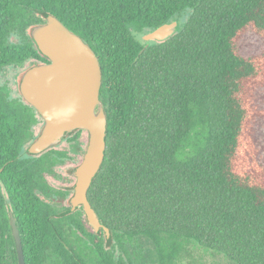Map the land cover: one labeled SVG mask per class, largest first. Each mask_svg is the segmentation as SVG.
Returning a JSON list of instances; mask_svg holds the SVG:
<instances>
[{
    "label": "trees",
    "instance_id": "1",
    "mask_svg": "<svg viewBox=\"0 0 264 264\" xmlns=\"http://www.w3.org/2000/svg\"><path fill=\"white\" fill-rule=\"evenodd\" d=\"M50 16L101 65L106 152L88 199L112 240L83 210L44 220L42 201L23 190V206H40L38 221L19 224L25 263L145 264L131 254L142 256L145 238L156 264H180L191 242L235 264H264V51L239 49L248 33L264 40V0H0V77L30 58L48 60L31 31ZM174 20L182 26L173 36L145 48L143 35ZM29 109L0 79L2 178L32 136ZM45 159L18 182L41 186ZM0 229L9 223L0 220ZM0 264H19L13 236H0Z\"/></svg>",
    "mask_w": 264,
    "mask_h": 264
},
{
    "label": "water",
    "instance_id": "2",
    "mask_svg": "<svg viewBox=\"0 0 264 264\" xmlns=\"http://www.w3.org/2000/svg\"><path fill=\"white\" fill-rule=\"evenodd\" d=\"M179 21L165 23L144 36L147 42L164 41L178 31ZM31 36L48 63L27 69L20 79V92L45 124L40 135L27 147V153H42L59 145L77 130L88 133L82 162L74 168L76 178L71 204L74 211L83 206L88 224L112 240L111 229L104 225L88 199V191L105 159L107 114L100 100L102 70L99 59L79 35L62 21L50 16L46 23L35 26ZM19 264H26L20 231L12 219Z\"/></svg>",
    "mask_w": 264,
    "mask_h": 264
},
{
    "label": "flooded vegetation",
    "instance_id": "3",
    "mask_svg": "<svg viewBox=\"0 0 264 264\" xmlns=\"http://www.w3.org/2000/svg\"><path fill=\"white\" fill-rule=\"evenodd\" d=\"M144 36L145 35H143V38ZM10 40L14 43H19L21 41L20 37L14 34L10 36ZM48 62L49 59L47 61H43L40 59L30 58L24 66L11 65L5 68L2 74L4 72H8L9 68H24L18 76L19 96L13 97L10 86L8 84H4L8 86L10 98L13 100H24L19 87L22 74L27 69L34 66L35 63H38L37 65H39ZM30 107L32 111L30 109L29 111L33 115L35 121L31 125L32 136L29 142L25 145L21 155L22 161L9 169L7 173H5L4 178L0 176V220L5 222L7 221L10 225V230L5 233L2 229H0V236L5 238L13 236L15 239L12 226L13 218L15 219V223L19 231V224L24 220L31 218L32 221H38L36 214L40 206H37L36 204L33 205L32 212L28 209V207L23 206L22 201L20 200V194L23 190H34L36 197L42 201L43 205L41 208L44 220L52 221L55 217L58 218L62 214L66 215L68 210L73 211V206L70 201L72 195L74 194V184L76 182L73 170L82 162L87 147L88 133L86 131L82 132V136L77 139L76 135L79 132V130H77L69 137L63 139V141L57 146L50 147L39 154H28L26 152L27 147L40 135L45 124L38 111L32 105H30ZM40 158H47L45 159L46 161L44 162V165L39 168L42 173V185H28L27 187L26 183L18 182L19 180L16 178L17 174L26 172V169L29 168L28 166L33 165L35 163L34 161ZM1 173H4V168H0V174ZM14 177L16 179H11ZM27 205L29 206V204ZM22 209H24L27 213L25 217L21 216L20 211ZM78 210L84 211L83 206H79L74 210V212Z\"/></svg>",
    "mask_w": 264,
    "mask_h": 264
},
{
    "label": "rangeland",
    "instance_id": "4",
    "mask_svg": "<svg viewBox=\"0 0 264 264\" xmlns=\"http://www.w3.org/2000/svg\"><path fill=\"white\" fill-rule=\"evenodd\" d=\"M183 18H181L182 20ZM182 22H180L178 28H181ZM240 53L243 56H250L252 54L261 53L264 51V40L258 37L256 34L248 33L239 43ZM24 68H9L8 72H4L1 75V82L8 84L12 90V96H19L18 89V76ZM264 105V102H263ZM257 137L259 139V145L261 147L262 158L264 162V118L260 120ZM142 245V256L134 253L131 250L132 257L144 260L145 264H156L157 253L154 244L145 238L140 240ZM180 264H235L225 255L217 253L213 250H206L205 248L197 245L194 242L188 243L185 250L182 252Z\"/></svg>",
    "mask_w": 264,
    "mask_h": 264
}]
</instances>
